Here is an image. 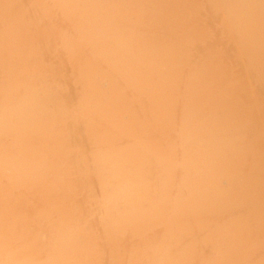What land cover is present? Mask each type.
I'll list each match as a JSON object with an SVG mask.
<instances>
[{
	"label": "bare ground",
	"instance_id": "6f19581e",
	"mask_svg": "<svg viewBox=\"0 0 264 264\" xmlns=\"http://www.w3.org/2000/svg\"><path fill=\"white\" fill-rule=\"evenodd\" d=\"M0 264H264V0H0Z\"/></svg>",
	"mask_w": 264,
	"mask_h": 264
}]
</instances>
